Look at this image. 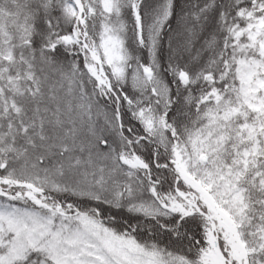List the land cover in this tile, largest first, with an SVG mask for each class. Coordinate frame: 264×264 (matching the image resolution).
<instances>
[{"label": "snow or ice", "instance_id": "snow-or-ice-1", "mask_svg": "<svg viewBox=\"0 0 264 264\" xmlns=\"http://www.w3.org/2000/svg\"><path fill=\"white\" fill-rule=\"evenodd\" d=\"M0 264H264V0H0Z\"/></svg>", "mask_w": 264, "mask_h": 264}]
</instances>
